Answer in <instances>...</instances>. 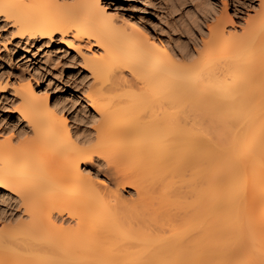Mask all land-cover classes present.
I'll list each match as a JSON object with an SVG mask.
<instances>
[{
  "label": "bare ground",
  "instance_id": "1",
  "mask_svg": "<svg viewBox=\"0 0 264 264\" xmlns=\"http://www.w3.org/2000/svg\"><path fill=\"white\" fill-rule=\"evenodd\" d=\"M102 3L0 0L19 40L96 47L89 56L75 49L91 76L83 93L90 131L72 130L29 81L13 89L32 134L23 142L0 135V189L19 208L10 226L0 222V258L264 264V0L234 20L226 1L219 16L205 11L199 44L178 55ZM95 161L107 168V186L90 176ZM124 185L135 189L134 212L124 209Z\"/></svg>",
  "mask_w": 264,
  "mask_h": 264
},
{
  "label": "rangeland",
  "instance_id": "2",
  "mask_svg": "<svg viewBox=\"0 0 264 264\" xmlns=\"http://www.w3.org/2000/svg\"><path fill=\"white\" fill-rule=\"evenodd\" d=\"M101 1L107 11H111L116 6L118 8L117 11L124 17L132 16L140 25L143 23L142 26L146 27L149 34L152 33L150 34L151 37L168 41L175 55L176 53L177 55L181 53L180 51H182L183 47L192 51L193 47L199 44L201 32L203 35L204 31H206L205 24L210 22L205 20H208L209 12L205 13L209 9V11L212 9L213 13L216 11L217 16H219L220 11L223 9L222 2L226 1L227 12L234 20L236 15L244 16L246 12H250L254 5L256 7L257 3V0H148V12L141 11L138 7L143 4V0ZM0 17V135L8 136L18 142H23L31 137L30 125L26 121H22L19 116L20 102L13 91L17 83L23 81H29L36 92L40 90V92L43 91L48 94L51 106L54 104V108L56 106L57 109H61L65 113L70 123L69 127L72 130L81 134L90 131L93 127L94 113L88 108L83 93L87 91L91 83V76L86 67L83 66L80 53L83 52L82 55L89 56L90 50L92 51L96 47L90 46L88 49L85 46L89 45L85 42L86 45L83 43L84 46L83 44L77 46L75 43L72 48H68L56 37L57 40L54 38L52 40L37 38L26 43L15 38L12 27L9 25V20L4 19L2 16ZM232 25L228 24V30H232L235 24ZM77 47L80 48V53L75 50ZM60 101L61 104L59 103ZM77 111L79 112V116L76 114L77 120L71 118ZM106 170V166L100 161H95L92 167H89L91 178L101 185L107 186L109 184L108 179L104 176ZM161 189V184H155L154 189L148 192L150 199L156 201ZM119 193L125 202H123V206L125 207L126 205L124 209L128 207L130 210L131 208L135 210L139 201L133 186H119ZM9 197H13L11 199L14 200V196L11 195ZM9 197L6 192L0 189V222L5 227L9 225V217L15 216L14 214L19 209L15 207L13 200L12 202L8 200ZM121 205L119 207L123 208ZM132 210L131 212H134ZM63 215L64 226L73 225L68 216ZM67 218L69 219L68 222H66ZM129 218L131 220V216ZM0 255L3 254L0 252ZM39 256H43V253H40ZM4 261L0 258V264H25L22 262ZM28 264L33 263L29 262ZM79 264L99 263L86 261Z\"/></svg>",
  "mask_w": 264,
  "mask_h": 264
}]
</instances>
